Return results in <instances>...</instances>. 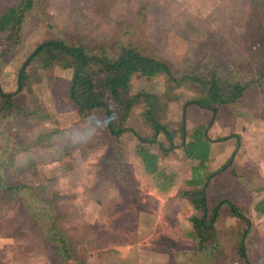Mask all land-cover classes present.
Returning <instances> with one entry per match:
<instances>
[{
  "label": "rangeland",
  "instance_id": "1",
  "mask_svg": "<svg viewBox=\"0 0 264 264\" xmlns=\"http://www.w3.org/2000/svg\"><path fill=\"white\" fill-rule=\"evenodd\" d=\"M16 1L0 0V10ZM33 1L35 8L17 40L3 38L0 46V91L15 92L16 101L9 116L0 119V162L6 181L29 186L39 212L48 215L34 217L26 204L33 198L25 192L0 206V264H173L178 249L196 247L193 220L200 211L183 195L191 188L192 161L181 145L198 123L206 125L209 150L193 148L208 157L213 148L208 168L217 170L228 159L236 162L217 173L209 200L227 198L243 206L254 223L246 239L249 264H264V233L259 234L264 218L255 219L245 188L238 187L241 177L250 176L252 182L256 173L254 157L249 159L246 151L252 150L255 139L264 138V85L255 82L238 103L223 105L211 116L193 103L202 95L200 85H176L161 74H134L129 94L160 95V120L175 134L176 147L159 157V176L145 171L134 152L139 141L131 132L116 139L106 131L100 112L79 117L66 94L70 70L32 62L26 67L24 89H17L19 69L35 47L48 40L81 41L91 49L134 44L166 61L177 76L209 55L220 68L229 63L247 79L264 82V0ZM143 109L137 102L122 122L117 113V124L152 136L141 118ZM160 139L167 146L163 135ZM149 148L161 155L157 144ZM219 214L210 246L212 262L244 264L235 251L240 221L225 204ZM50 219L69 239L77 259L63 263L52 257V243L44 237Z\"/></svg>",
  "mask_w": 264,
  "mask_h": 264
},
{
  "label": "trees",
  "instance_id": "2",
  "mask_svg": "<svg viewBox=\"0 0 264 264\" xmlns=\"http://www.w3.org/2000/svg\"><path fill=\"white\" fill-rule=\"evenodd\" d=\"M35 8L33 0H17L13 5L0 10V46L2 39L6 42H15L19 31L28 13ZM0 51V66L2 64ZM40 62L42 66H61L70 70V78L67 81L66 94L70 101L76 105L77 113L81 119H88L94 112L102 114L103 123L109 135L116 139L124 132H131L139 141L135 147V155L140 159L145 171L148 174L160 175L158 160L160 156L166 157L176 147L174 144V131L166 123L160 120L162 112L160 95L152 92H140L134 95L129 94L130 79L134 74L147 77L165 75L167 80L173 84H181L191 81L202 87V95L193 100L198 107L211 112V116L218 114L223 105H235L243 98L247 90L256 82L262 86L261 80L247 79L243 72L235 70L228 63L226 68L214 65L213 58L205 55L195 63L192 70L177 76L170 65L161 58L152 55L134 44H119L115 47L103 45L91 49L81 41L67 43L63 40H48L39 43L27 57L17 75V89L22 90L26 85V67L32 62ZM233 63V62H232ZM15 92L0 91V119L7 118L16 101ZM142 102L144 109L141 118L153 131L152 136L143 137L130 126L117 124V113L120 121H124L131 108ZM206 125L198 123L192 128L190 139L183 143L184 154L190 160H197V165L204 169L202 176L198 179H189L190 187L183 195L187 197L196 210L200 211L199 217L193 220L196 247L178 249L173 264H214L210 246L216 239L214 222L219 217L222 205H227L230 214L240 221L241 231L236 232L237 243L236 253L244 264H249L247 258L246 239L249 235L252 224L245 216L241 206L234 204L229 199H218L210 201L207 196V186L215 174L233 165V159H228L215 172L207 171L206 163L208 154H197L193 148L205 146L209 150V139L204 133ZM178 133L182 136L185 133L183 120ZM163 135L164 141L160 139ZM9 139V136H7ZM146 144V145H145ZM157 144L161 155L153 152L149 146ZM6 143V147H7ZM4 163L0 162V206L8 204L16 199V194L26 193L33 198L30 187L20 184H10L3 174ZM196 165V166H197ZM236 174V171L233 170ZM239 175V173H238ZM28 211L33 210V216L41 215L46 219L47 212L40 213L37 201L28 202ZM48 227L44 232L45 240L51 242V255L59 258L63 263L72 260L75 250L69 239L55 226V222L49 221L45 224ZM210 251V253H209ZM197 260V261H196ZM79 264H85L83 260H77Z\"/></svg>",
  "mask_w": 264,
  "mask_h": 264
},
{
  "label": "crops",
  "instance_id": "3",
  "mask_svg": "<svg viewBox=\"0 0 264 264\" xmlns=\"http://www.w3.org/2000/svg\"><path fill=\"white\" fill-rule=\"evenodd\" d=\"M210 151L212 154L208 157V160L214 158L213 154V148H210ZM246 155H249V159L254 157L251 161L254 162V168L256 169V173L253 174V180L252 182L250 181L251 177H247L246 175L241 177V186L238 187H244L245 188V196L249 197L251 201L249 203H252L253 208H254V213H255V219L258 221L262 218H264V138L262 139L261 137H258L257 139L254 140V146L252 150L246 151ZM248 159V158H247ZM207 160V162H208ZM191 176L189 179H198L199 176H202L204 169H202L200 166L197 165V160H191ZM234 165H236L235 160L233 159ZM197 165V166H196ZM206 168L207 171H213L211 168H208V164L206 163ZM243 168V166H241ZM214 169V168H213ZM244 169V168H243ZM219 173V172H218ZM218 174H215V177L213 180L210 181L209 186H207V196H208V189L211 186L212 182L215 180L216 176ZM193 179V180H194ZM208 199H210L208 197ZM243 207V206H241ZM253 223V222H252ZM254 228V223L252 226V229ZM259 234L264 233V228L263 230H260Z\"/></svg>",
  "mask_w": 264,
  "mask_h": 264
},
{
  "label": "clouds",
  "instance_id": "4",
  "mask_svg": "<svg viewBox=\"0 0 264 264\" xmlns=\"http://www.w3.org/2000/svg\"><path fill=\"white\" fill-rule=\"evenodd\" d=\"M91 134H92L91 132H90V133H88L89 137L91 136Z\"/></svg>",
  "mask_w": 264,
  "mask_h": 264
}]
</instances>
